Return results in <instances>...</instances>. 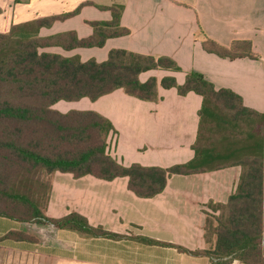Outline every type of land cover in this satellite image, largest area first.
Masks as SVG:
<instances>
[{"label": "crops", "instance_id": "1", "mask_svg": "<svg viewBox=\"0 0 264 264\" xmlns=\"http://www.w3.org/2000/svg\"><path fill=\"white\" fill-rule=\"evenodd\" d=\"M81 6L79 14L41 28L38 36L48 39L75 32L79 39H87L94 34L91 22L112 21L114 6L123 7L120 25L129 34L109 38L103 47L67 51L55 46L42 52L102 63L112 50H126L169 57L181 69L140 75L142 83L157 79V101L140 100L119 89L96 101L83 98L53 106L61 113L93 111L111 121L116 133L108 137V152L124 166L167 169L194 158L203 99L194 92L181 96L176 88H163L166 77L183 85L188 73H201L216 89L234 91L247 108L264 114V0H0V33L37 19L69 15ZM204 36L226 48L250 42L258 59L229 60L207 53ZM240 175L238 166L173 175L161 194L145 199L129 190L127 177L75 179L56 172L51 176L47 217L60 219L75 212L91 226L124 237L93 238L47 223L23 224L0 217V264H210L208 257L177 247L203 251L214 243V238L210 245L205 239L206 213L219 214L212 206L228 202ZM11 231H23L36 241H1ZM137 237L161 244H144Z\"/></svg>", "mask_w": 264, "mask_h": 264}, {"label": "trees", "instance_id": "2", "mask_svg": "<svg viewBox=\"0 0 264 264\" xmlns=\"http://www.w3.org/2000/svg\"><path fill=\"white\" fill-rule=\"evenodd\" d=\"M81 8L0 33V217L23 224L47 223L93 238L119 239L124 236L93 227L75 212L60 219L47 217L51 176L60 172L75 179L92 176L104 181L127 177L129 190L148 199L161 194L173 175L238 166L241 175L235 192L226 204L212 206L218 215L206 213L205 239L210 245L214 238V243L203 251L177 248L208 257L210 264H264V114L247 108L234 91L216 89L201 73H188L183 85L166 77L161 82L163 88H176L181 96L194 92L203 99L192 147L194 158L167 169L124 166L108 152V137L116 133L111 121L93 111L61 113L52 107L60 101H96L119 89L140 100L157 101V79L142 83L140 75L150 70L181 69L169 57L126 50H112L102 63L42 52L55 46L67 51L103 47L107 39L129 34L120 25L123 7L114 6L110 9L112 21L91 22L94 34L87 39H79L75 32L48 39L38 36L41 28L77 15ZM202 47L229 60L258 59L250 42H235L226 48L204 36ZM7 239L36 241L23 231H11L1 241ZM136 240L161 244L145 237Z\"/></svg>", "mask_w": 264, "mask_h": 264}, {"label": "rangeland", "instance_id": "3", "mask_svg": "<svg viewBox=\"0 0 264 264\" xmlns=\"http://www.w3.org/2000/svg\"><path fill=\"white\" fill-rule=\"evenodd\" d=\"M11 1V0H10ZM6 10H7V12L9 13V15H12V13L11 12H9V10H10V8H8V7H6ZM11 17V16H10ZM9 19H7V21H8ZM66 105H69V104H66ZM53 108V107H52ZM60 108V107H59ZM55 110H59L58 108H55Z\"/></svg>", "mask_w": 264, "mask_h": 264}, {"label": "built area", "instance_id": "4", "mask_svg": "<svg viewBox=\"0 0 264 264\" xmlns=\"http://www.w3.org/2000/svg\"><path fill=\"white\" fill-rule=\"evenodd\" d=\"M234 264H238V263L235 262Z\"/></svg>", "mask_w": 264, "mask_h": 264}]
</instances>
